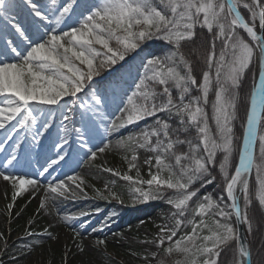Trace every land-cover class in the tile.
Masks as SVG:
<instances>
[{
    "label": "snow or ice",
    "instance_id": "1",
    "mask_svg": "<svg viewBox=\"0 0 264 264\" xmlns=\"http://www.w3.org/2000/svg\"><path fill=\"white\" fill-rule=\"evenodd\" d=\"M50 5L47 0L43 5L0 0V129L7 132L0 152L21 129L32 141L25 152L43 148L40 138L59 120L57 139L48 146L57 158L49 157L43 175L65 160L70 133L90 153L88 159L95 160L97 151L109 148L89 147L101 129L109 133L153 118L152 125L128 137L127 146L152 153L145 163L156 172L149 171L147 180L121 176L132 185L149 186L130 188L134 202L173 193L166 199L175 210L174 226L160 228L151 243L163 257L154 252L151 259L155 264H264V34L257 33V26L264 33V0H50ZM13 10L16 15H9ZM149 41H164L170 51L163 57L147 53L130 94L118 90V83L95 79L115 70L130 53L148 48ZM248 73L253 85L242 143L236 146L234 122ZM22 139L5 158V169L21 163L17 151ZM136 160L133 154L129 170ZM0 177L11 183L13 201L27 186L38 184L14 173L0 172ZM67 179L75 183L78 177ZM219 181V199L201 193ZM83 183L76 184L81 192ZM69 191L64 181L50 182L45 189L65 198ZM109 195L123 202L117 194ZM51 198L41 200L40 207ZM182 225L190 231L178 235ZM45 234L56 239L47 230ZM0 240L5 241L0 252L6 254V238ZM76 247L84 251L83 244Z\"/></svg>",
    "mask_w": 264,
    "mask_h": 264
},
{
    "label": "rangeland",
    "instance_id": "2",
    "mask_svg": "<svg viewBox=\"0 0 264 264\" xmlns=\"http://www.w3.org/2000/svg\"><path fill=\"white\" fill-rule=\"evenodd\" d=\"M16 2L19 3V0ZM35 2L43 5L46 0L41 2L35 0ZM47 2L51 8L50 0ZM63 2L64 0H58V3ZM9 15H16L15 10ZM17 19H23L22 14L18 15ZM3 23L0 18V26ZM65 30L67 29L65 28ZM155 42L149 41L147 42L148 48L143 51L137 50L136 54L139 56L141 67L142 62H146L145 57L148 52L153 53L155 57H163L154 51ZM116 67L121 68L118 65ZM105 71H102L101 74H104ZM142 72L143 70L127 69L121 76L128 82L125 81L121 86H118V90L128 91L130 94ZM80 95L82 99H85L83 94ZM112 118L109 117L106 123H110ZM10 124H15V121ZM10 124H6V129L10 127ZM58 126L59 120L56 121V125L51 131L45 134L48 136L46 140L40 138L44 145L43 148L37 146L30 152H25L24 149L32 141L23 129L18 135L13 133V139L3 144L4 151L0 152V172L14 173L24 179H34L38 181V184L27 186V190L20 192L13 201L14 189L11 183L0 177V236L5 237L7 241L6 254L0 252V264H71L72 262L73 264H155V261L151 259V254L154 252L158 254L159 249L151 241L158 235L161 227L174 226L172 213L175 210L161 199L134 202L130 188L139 187L147 190L149 186L147 184L132 185L129 181L121 179V176L128 175L133 179L147 180L150 179L149 171L156 172L155 167L150 169L149 165L145 163L153 156L152 153L135 148L134 145L127 146L128 137L130 135L137 136L141 131L140 123L109 133H105L101 129L99 137L89 147L96 151L98 147L108 144L109 148L103 153L97 151L95 160L88 159L90 153L87 149L79 148L75 134L70 133L69 144L65 146V160L59 161L47 173L40 175L39 173L46 167L40 162L41 159L57 158L55 150L49 151L48 146L52 140L57 139ZM60 134L62 135V133ZM6 136V130L0 129V143L6 139ZM21 137L23 138L22 148L17 151L21 163L14 168L10 166L5 169L2 166L3 162L15 146L16 140ZM133 154L137 156V160L134 162L136 167L129 170ZM154 163L155 161L152 160L153 165ZM106 168L112 169L118 175L104 171ZM137 171H139V177H137ZM47 174L50 176L45 178ZM68 176H75L78 179L74 183L67 179ZM80 179L84 181L81 185L83 192L76 188ZM60 181H64L70 190L66 194L67 198L45 192L50 182L59 183ZM117 184L129 187L126 198L121 197L117 192L115 186ZM73 190L76 192L75 196L71 195ZM109 192L117 194L123 202L111 197L116 201L115 204H111L110 199H103L99 195V193L109 195ZM46 196L52 198L46 201L44 208H41V200H44ZM18 200L32 209L30 219L16 220L15 207ZM107 202L109 204H106ZM10 204L12 205L11 209L8 207ZM121 205L131 208L138 206L148 208L133 217L130 215L131 213H127L121 219V223L115 220L116 216L108 217L111 208H119ZM45 230L56 239H50L45 234ZM29 232L33 234L28 235ZM97 240H105V244L97 246ZM4 244L5 241L0 240V248H3ZM77 244H83V252L79 251L76 247ZM145 256L149 258L146 260Z\"/></svg>",
    "mask_w": 264,
    "mask_h": 264
},
{
    "label": "trees",
    "instance_id": "3",
    "mask_svg": "<svg viewBox=\"0 0 264 264\" xmlns=\"http://www.w3.org/2000/svg\"><path fill=\"white\" fill-rule=\"evenodd\" d=\"M242 14L245 15L246 19H247V14L244 12V10H241ZM198 32H200V29H197ZM205 35H206V30H203ZM241 33L245 36V38H247V36L242 32ZM210 39V37H209ZM219 44H217V53L219 52ZM154 51L157 53H160L162 56L166 55L169 51H170V46L164 42V41H156L154 43ZM187 51V50H186ZM201 54H203V49H201ZM139 56L136 53H130L126 58L125 61L119 62L117 65L119 67H122L120 69H118L116 66H114L113 70L112 68H109L105 71L104 74H101V77H97V80H101L102 83H104L105 85L109 84L110 82L118 83L119 81H122L120 79V73L126 72L127 69L129 70H136V71H142L143 67L140 66L139 64ZM193 59H195V54H193ZM200 67H203L202 62L198 61ZM116 67V68H115ZM119 72H118V70ZM199 68L197 69V75H199ZM96 79V78H95ZM121 84H118V86H120ZM251 88H252V73H248L247 78L244 81V87L242 89V95H241V101L238 103L237 106V119L234 122V132H235V136H236V140H235V145L238 146L241 144L242 142V135H243V127H242V122L246 121V109L248 107V99H249V94L251 92ZM195 94V93H194ZM214 98L213 95L210 93V99ZM209 112H210V108H209ZM263 117H264V113H263ZM65 123H68L67 121H65ZM154 123V119L150 118L146 121H141L140 125L143 128L148 127L149 125H152ZM262 125H264V119H262ZM69 127H72L71 124H69ZM255 154L258 156V148L255 151ZM238 159V153H234V162H237ZM251 179L254 183V179H255V170H253L252 172V176ZM219 183H222V181H219L218 183H214L213 185H209L206 186L204 189H201V193L202 194H210L213 196L214 199H219V197L223 194L221 191V188L219 187ZM117 187V192L120 193L121 197L126 198L128 196L129 193V187L127 186H123L121 184H117L115 185ZM173 193L171 192V190H167L165 193V197L164 198H160L162 201L167 202L166 197L168 195H172ZM100 196L102 197H106L103 199H110V203L111 204H115L116 201L111 199L110 195H106L103 193H99ZM225 200H226V195H225ZM19 202L17 203V206L15 207L16 213H17V218L16 220L18 221H26V219H30L31 215H32V209L26 205L24 202H21L20 200H18ZM106 204H109V202H107ZM148 207L146 206H138L137 208H131L128 207L126 205H121L119 208H111V212L109 213V216H116V221L121 222V219L124 218V216L127 213H132L133 215H138L140 213H143L144 211H146ZM190 214V213H189ZM122 223V222H121ZM185 231H190V227L185 228L183 225L181 226V232L178 233L179 234H183V232ZM158 256L159 257H163V252L162 250H159L158 252ZM73 264V262L71 263ZM167 264H171L170 260L167 261Z\"/></svg>",
    "mask_w": 264,
    "mask_h": 264
},
{
    "label": "bare ground",
    "instance_id": "4",
    "mask_svg": "<svg viewBox=\"0 0 264 264\" xmlns=\"http://www.w3.org/2000/svg\"><path fill=\"white\" fill-rule=\"evenodd\" d=\"M125 81L128 82L127 80H125ZM128 84H129V83H128ZM40 162H42V164H43L44 166H47V164L50 162V160H49V159H41ZM51 172H52V171H51ZM51 172H50V173H51ZM48 176H50V175L47 174V175L45 176V178H48ZM130 215L133 217V214H132V213H131ZM130 215H129V216H130Z\"/></svg>",
    "mask_w": 264,
    "mask_h": 264
},
{
    "label": "water",
    "instance_id": "5",
    "mask_svg": "<svg viewBox=\"0 0 264 264\" xmlns=\"http://www.w3.org/2000/svg\"><path fill=\"white\" fill-rule=\"evenodd\" d=\"M257 33H258V35L263 34V33H260L258 26H257ZM244 34L246 35V33H244ZM252 85H253V82H252ZM261 115H262V117H263V113H261ZM241 143H242V142H241ZM255 151H256V149L254 150V152H255ZM237 161H238V159H237Z\"/></svg>",
    "mask_w": 264,
    "mask_h": 264
}]
</instances>
